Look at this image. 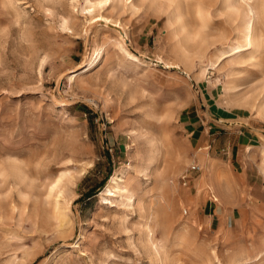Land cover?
<instances>
[{
	"label": "rangeland",
	"instance_id": "374dc122",
	"mask_svg": "<svg viewBox=\"0 0 264 264\" xmlns=\"http://www.w3.org/2000/svg\"><path fill=\"white\" fill-rule=\"evenodd\" d=\"M85 1L0 0V264H264V0Z\"/></svg>",
	"mask_w": 264,
	"mask_h": 264
},
{
	"label": "bare ground",
	"instance_id": "6f19581e",
	"mask_svg": "<svg viewBox=\"0 0 264 264\" xmlns=\"http://www.w3.org/2000/svg\"><path fill=\"white\" fill-rule=\"evenodd\" d=\"M114 1L115 0H97V1L96 0L95 1L86 0L85 1L86 8L84 9V11H86V14L89 15V18L87 19V21L88 22L93 21L94 23H98L99 22V23H103V24H108V25L112 26L114 29H119L120 28V23H118L116 21H112L110 18L105 17V16L100 15V14L94 16V13L95 12L100 11L101 9H103L106 6H110L112 3H114ZM124 1H128V4L131 7L134 6L133 0H124ZM242 1L245 2V0H242ZM245 4H246L245 7L240 6L239 9L241 10V14H242V17L244 19V32H245L244 33V40H245V42L247 44H250V39L252 37V24H251V21H252V18H253V13H252L251 6L248 5L249 3L247 2ZM63 25H65V23ZM123 37H124V35H122L120 37V40H122ZM119 46L122 48V44L119 45ZM97 55H101V52H98ZM158 62L163 65V68L177 70V71L180 72L181 75H183L184 77H186L187 80L192 81V77H191L189 71H187L184 67H181L178 63H175V62H164L161 59H159ZM91 64L92 63H90L89 65H91ZM90 68H88V70ZM69 74L72 75L69 78V81L74 80L76 78V76H77V74L74 71H71ZM174 156L178 158V156H180V155L179 154H175ZM118 182H122V180H119ZM118 182L117 181L116 182H113V185H115L117 187V190H118V192L120 194H126L128 192V190L126 188H119ZM57 183L58 182L54 183L53 187H51V191H53L54 189H56ZM216 200L218 201L217 198H216ZM129 201H130V203H132V198L131 197L129 198ZM154 246H156V245H154ZM159 256H160V254H159ZM212 257H209L210 262H212L213 259H216L218 261L216 255H213Z\"/></svg>",
	"mask_w": 264,
	"mask_h": 264
},
{
	"label": "crops",
	"instance_id": "0c3cea01",
	"mask_svg": "<svg viewBox=\"0 0 264 264\" xmlns=\"http://www.w3.org/2000/svg\"><path fill=\"white\" fill-rule=\"evenodd\" d=\"M263 131V130H262ZM193 133V132H192ZM254 137V136H253ZM254 142V140H253ZM243 143V142H242ZM240 144V143H239ZM240 145H243V144H240ZM238 146V145H237ZM180 155V154H179ZM231 158H233V156L231 155ZM173 161L176 162L177 164L181 161V155L177 157H173ZM235 162L238 163V161H234V159H232L231 161H229V163L231 164V167H232V172L234 173V177H233V180H252L248 175L244 174V171H242V167L239 166V168H236L235 167ZM210 165H204L203 163V166L202 168L205 169V172H202V174L199 176L198 180H209L208 179V175L206 174L207 171L210 170ZM231 169V168H230ZM216 180V179H214ZM219 180V179H218ZM203 185H205V183L203 182ZM198 186V183L196 182L195 184V187ZM216 200V198H215ZM217 201V200H216Z\"/></svg>",
	"mask_w": 264,
	"mask_h": 264
},
{
	"label": "built area",
	"instance_id": "2783aa9c",
	"mask_svg": "<svg viewBox=\"0 0 264 264\" xmlns=\"http://www.w3.org/2000/svg\"><path fill=\"white\" fill-rule=\"evenodd\" d=\"M188 171L193 174H198L201 172V168L199 167L198 164H192L191 166L188 167Z\"/></svg>",
	"mask_w": 264,
	"mask_h": 264
}]
</instances>
